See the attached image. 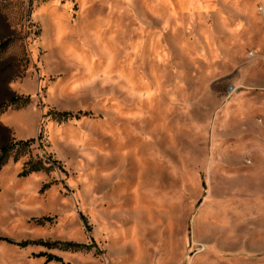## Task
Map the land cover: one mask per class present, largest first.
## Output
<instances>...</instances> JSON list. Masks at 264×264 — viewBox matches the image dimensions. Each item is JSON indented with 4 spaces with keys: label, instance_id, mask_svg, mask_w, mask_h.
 <instances>
[{
    "label": "rangeland",
    "instance_id": "1",
    "mask_svg": "<svg viewBox=\"0 0 264 264\" xmlns=\"http://www.w3.org/2000/svg\"><path fill=\"white\" fill-rule=\"evenodd\" d=\"M174 7L0 0V264H264V0Z\"/></svg>",
    "mask_w": 264,
    "mask_h": 264
},
{
    "label": "trees",
    "instance_id": "2",
    "mask_svg": "<svg viewBox=\"0 0 264 264\" xmlns=\"http://www.w3.org/2000/svg\"><path fill=\"white\" fill-rule=\"evenodd\" d=\"M0 48H2V46H0ZM29 100V98L27 97H22V96H13L11 98H9L7 101H5L3 104L0 105V113L4 110H6L8 107L17 105V104H24L27 103V101ZM70 115V113H65L62 116H68ZM5 131H7V129H5ZM41 138V136H40ZM34 142V140H27V141H19L16 143H8L7 141H5V145L0 146V171L3 167V165L6 163L10 153L15 150L18 146L20 147H28L30 146L32 143ZM29 172L31 171H25L23 173V175H27L29 174ZM7 241L10 244H16L8 239H2L0 238V241ZM27 243H22V244H18L21 246H25ZM37 244H41V243H37ZM46 244L47 246H57V244L60 243H43ZM62 246H64L66 249L71 250V251H82L86 249V246L84 245H78V244H73V243H62ZM43 255V254H42ZM61 258L58 256H54V255H48L47 258V263L49 262H61Z\"/></svg>",
    "mask_w": 264,
    "mask_h": 264
},
{
    "label": "bare ground",
    "instance_id": "3",
    "mask_svg": "<svg viewBox=\"0 0 264 264\" xmlns=\"http://www.w3.org/2000/svg\"><path fill=\"white\" fill-rule=\"evenodd\" d=\"M187 1L188 0H176V2H177V5H178V8H176V7H174L175 9H181V8H183L185 5H186V3H187ZM51 8V7H50ZM173 10V9H172ZM171 10V12H172V14L174 13L173 11ZM175 14V13H174ZM176 14H178V13H176ZM175 14V15H176ZM183 14V13H182ZM57 18V17H56ZM57 20V19H56ZM58 23H59V18H58ZM55 22V21H54ZM57 25V24H56ZM46 30H48V29H46ZM58 30V29H57ZM58 34V33H57ZM64 34V33H63ZM62 34V35H63ZM100 34V33H99ZM59 35V34H58ZM105 36V35H104ZM106 37V36H105ZM80 42H81V40H80ZM60 43V42H59ZM69 53V52H68ZM67 56V55H66ZM81 57V56H80ZM87 58V57H86ZM88 62V61H87ZM105 62V61H104ZM78 63V62H77Z\"/></svg>",
    "mask_w": 264,
    "mask_h": 264
},
{
    "label": "water",
    "instance_id": "4",
    "mask_svg": "<svg viewBox=\"0 0 264 264\" xmlns=\"http://www.w3.org/2000/svg\"><path fill=\"white\" fill-rule=\"evenodd\" d=\"M37 1H39V0H37Z\"/></svg>",
    "mask_w": 264,
    "mask_h": 264
}]
</instances>
